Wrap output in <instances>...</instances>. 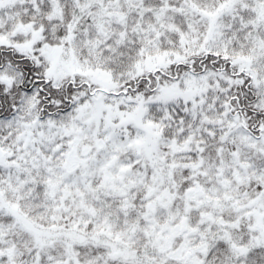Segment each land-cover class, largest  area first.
<instances>
[{"label": "snow or ice", "instance_id": "obj_1", "mask_svg": "<svg viewBox=\"0 0 264 264\" xmlns=\"http://www.w3.org/2000/svg\"><path fill=\"white\" fill-rule=\"evenodd\" d=\"M0 264H264V0H0Z\"/></svg>", "mask_w": 264, "mask_h": 264}]
</instances>
